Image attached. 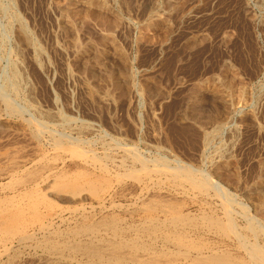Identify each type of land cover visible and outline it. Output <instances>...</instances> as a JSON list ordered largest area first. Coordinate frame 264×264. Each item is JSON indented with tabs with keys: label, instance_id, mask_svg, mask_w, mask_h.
<instances>
[{
	"label": "rangeland",
	"instance_id": "obj_1",
	"mask_svg": "<svg viewBox=\"0 0 264 264\" xmlns=\"http://www.w3.org/2000/svg\"><path fill=\"white\" fill-rule=\"evenodd\" d=\"M0 89L24 112L0 103V152H50L51 133L116 161L132 146L200 169L264 227V0H0Z\"/></svg>",
	"mask_w": 264,
	"mask_h": 264
},
{
	"label": "bare ground",
	"instance_id": "obj_2",
	"mask_svg": "<svg viewBox=\"0 0 264 264\" xmlns=\"http://www.w3.org/2000/svg\"><path fill=\"white\" fill-rule=\"evenodd\" d=\"M1 92L7 112L21 117ZM28 121L30 138L41 143L47 125ZM50 137V152L39 143L32 153L0 152V264H19L27 249L41 264H264L262 246L249 239L264 237V227L200 169L151 162L132 146L116 161L114 151L99 155Z\"/></svg>",
	"mask_w": 264,
	"mask_h": 264
}]
</instances>
